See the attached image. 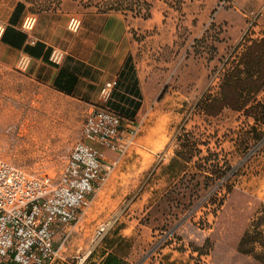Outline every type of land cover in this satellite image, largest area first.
Here are the masks:
<instances>
[{
	"label": "rangeland",
	"instance_id": "1",
	"mask_svg": "<svg viewBox=\"0 0 264 264\" xmlns=\"http://www.w3.org/2000/svg\"><path fill=\"white\" fill-rule=\"evenodd\" d=\"M25 1L30 14L66 7L73 11L107 8L105 0ZM152 1L156 8L180 11L184 2ZM222 2L228 8L235 5L234 0ZM216 10H212L198 36L194 37L188 26L174 33L175 43H186L183 51L181 46L178 50L169 47L161 51L160 56L168 64L154 65L162 73L156 86L159 92L133 121L141 123L138 135L73 227L62 249L63 253L68 251L65 248L74 249L68 264H78L87 250L91 257L96 250L118 251L138 264H257L231 244L230 230L215 229L220 205L209 195L213 189H225L231 184L264 201V124L229 108L208 115L199 104L204 94H217L225 63L241 41L252 37L250 30L238 43L221 50L224 28L212 20ZM126 13L128 17L132 15L130 11ZM172 13L176 23L178 14ZM138 21L143 22L140 18ZM136 34L139 43H154L148 30ZM144 59L145 54L141 55ZM27 71L20 69L18 62L9 69L0 67V158L30 175L58 177L83 135L87 105L56 96ZM259 99L264 102V90ZM183 128L192 133L202 150L189 163L176 154ZM139 139L143 140L140 144ZM211 154V162L224 171L219 181L205 179L196 168L197 163L203 164L202 157ZM184 170L186 173L182 174ZM113 178L115 188L112 185L110 190ZM88 216L96 220L84 225ZM122 217L133 220L136 228L127 234V240L115 238L125 226L120 224ZM102 227L104 230L99 233ZM208 237L214 245L207 243ZM88 259L83 264L99 260Z\"/></svg>",
	"mask_w": 264,
	"mask_h": 264
},
{
	"label": "crops",
	"instance_id": "2",
	"mask_svg": "<svg viewBox=\"0 0 264 264\" xmlns=\"http://www.w3.org/2000/svg\"><path fill=\"white\" fill-rule=\"evenodd\" d=\"M19 1L0 0V26L3 28L0 36V67L9 69L17 64L22 55H28L30 65L27 74L38 84L56 96L73 98L86 104L87 114L96 103L121 112L126 115L123 118L125 126L133 122L145 106L149 107L153 96L159 92H156V86L162 79V73L157 71L154 65L168 64L164 56H160L161 51L169 47H176L178 50L181 46V51L186 48V43H175L177 37L174 33H178L183 26H188L189 30L195 33L194 37L198 36L203 31L212 10L217 8L212 20L224 28L221 35L223 40L221 43H224L221 50H224L228 45L232 46L239 42L248 29L250 18L264 3V0H234L235 5L228 8L223 5V0H184L180 11L171 7L156 8L155 2L148 0L153 3L151 16L144 18L130 12L132 20L126 15V11L102 10L99 7L75 11L66 7L30 14L28 5L23 9L18 7L16 10ZM173 11L178 14L176 23ZM29 17H33L30 26L26 25ZM72 17L79 20V26L75 30L69 28ZM139 18L143 20L142 23L138 21ZM258 22L252 28L251 36L262 39L264 16H261ZM145 29L151 33L149 38L154 43L138 42L136 31L141 32ZM55 48L64 53L59 62L52 60ZM143 54L145 59L141 60ZM115 79H119V83L113 96L109 101L102 102L99 97L101 86ZM81 139L82 135L79 140ZM138 142L140 144L143 140L139 139ZM99 148L103 149L107 161L117 162L116 166L124 156L108 148L101 146ZM177 157L189 163L178 155ZM185 173L186 170L182 172ZM113 183L115 178L109 184L110 190L112 185L115 188ZM126 218L119 219L120 224L125 223L115 237L119 240H127L130 238L127 234L136 229L132 225L133 220ZM95 220L94 217L88 216L84 220V225H91ZM143 225L141 224L142 227ZM62 235L63 233H59L56 237V247L59 246ZM64 246L52 264L69 263L68 258L72 256L70 252L74 249L65 248L68 251L63 253ZM101 252L96 250L91 257L90 251L87 250L84 256L80 257L78 264H83L88 258L90 262L92 260L96 262L99 258L95 264H103L109 255L116 256L121 264H138L118 251ZM8 262L15 264L8 259L0 258V264H9Z\"/></svg>",
	"mask_w": 264,
	"mask_h": 264
},
{
	"label": "built area",
	"instance_id": "3",
	"mask_svg": "<svg viewBox=\"0 0 264 264\" xmlns=\"http://www.w3.org/2000/svg\"><path fill=\"white\" fill-rule=\"evenodd\" d=\"M264 16V3L249 20L248 33ZM33 17L27 19L31 25ZM79 20L72 17L69 28ZM3 28L0 26V36ZM264 39V36L262 37ZM64 53L55 48L52 60ZM30 57L22 55L18 67L27 70ZM118 79L105 82L99 91L107 102ZM141 129V123L124 125L121 114L96 103L86 116L82 139L77 141L58 177L30 175L0 158V258L15 264H52L69 239L73 227L90 206L96 192L116 167L99 146L124 154ZM102 227L99 233L103 232ZM63 233L58 247L56 237Z\"/></svg>",
	"mask_w": 264,
	"mask_h": 264
},
{
	"label": "trees",
	"instance_id": "4",
	"mask_svg": "<svg viewBox=\"0 0 264 264\" xmlns=\"http://www.w3.org/2000/svg\"><path fill=\"white\" fill-rule=\"evenodd\" d=\"M104 3L107 8L102 10L130 11L145 18L151 16L152 3L148 0H105ZM25 5L27 3L20 0L16 10L18 7L23 9ZM263 90L264 39L249 37L238 44L225 63L217 94H204L199 104L203 105L208 115H216L229 108L242 111L253 117L256 123L264 124V102L259 99V94ZM118 113L125 118L126 115ZM182 131L179 135L180 146L176 153L185 161L191 162L196 153H201L202 150L198 148V141L192 139L190 131L184 128ZM211 157L212 154L202 157L203 164L197 163L196 168L205 179L219 181L224 171L219 164L211 162ZM193 176H196V173ZM209 195L220 205L215 229L230 230L233 235L230 242L236 245L237 251L249 255L257 264H264V201L231 184L226 185L225 189L222 187L213 189ZM240 216L244 218L240 219ZM207 243L214 245L210 237L207 238ZM103 264H121V262L116 256L109 255Z\"/></svg>",
	"mask_w": 264,
	"mask_h": 264
}]
</instances>
